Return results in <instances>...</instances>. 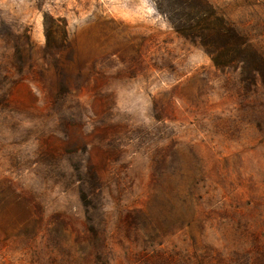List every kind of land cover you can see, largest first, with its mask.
Listing matches in <instances>:
<instances>
[{
  "label": "rangeland",
  "instance_id": "1",
  "mask_svg": "<svg viewBox=\"0 0 264 264\" xmlns=\"http://www.w3.org/2000/svg\"><path fill=\"white\" fill-rule=\"evenodd\" d=\"M206 1L261 66L178 0H0V264H264V0Z\"/></svg>",
  "mask_w": 264,
  "mask_h": 264
},
{
  "label": "trees",
  "instance_id": "2",
  "mask_svg": "<svg viewBox=\"0 0 264 264\" xmlns=\"http://www.w3.org/2000/svg\"><path fill=\"white\" fill-rule=\"evenodd\" d=\"M175 4L181 10L177 12L176 7L173 11L176 17L174 18L171 15L169 18L171 22H175V19L179 20L175 25L176 31L184 38L195 35L196 39L204 42L207 46L211 44L210 40L213 43L216 42V46L212 50L208 49V52L211 56H215L213 60L217 66L226 67L230 64L229 61L235 63L249 60L250 57H252L253 62L261 66L262 63L259 64L261 56L257 55L254 47L236 29L229 27L223 19L215 17L213 9L209 7L206 0H178ZM169 12L167 9L165 15L167 16ZM210 28H213L215 32L210 31ZM221 42L223 43L220 46ZM228 52L231 60L223 63L222 56H225ZM259 72H262L261 69ZM262 74L263 76L260 79H262V84H264V71Z\"/></svg>",
  "mask_w": 264,
  "mask_h": 264
}]
</instances>
